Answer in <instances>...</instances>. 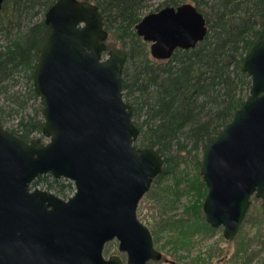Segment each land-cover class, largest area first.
I'll use <instances>...</instances> for the list:
<instances>
[{"label":"water","instance_id":"obj_1","mask_svg":"<svg viewBox=\"0 0 264 264\" xmlns=\"http://www.w3.org/2000/svg\"><path fill=\"white\" fill-rule=\"evenodd\" d=\"M4 0H0L2 10ZM33 81L42 104L43 135L25 140L0 123V264H124L104 256L117 239L128 264L159 262L138 206L163 171L153 146L138 147L140 130L123 94L127 53L108 50V31L89 0H57L46 12ZM137 34L157 60L192 49L207 33L206 17L191 3L145 15ZM248 98L204 151L207 222L233 241L253 204L264 214V38L244 55ZM69 179L63 199L31 188L41 175ZM167 261V259H165ZM172 263V262H170Z\"/></svg>","mask_w":264,"mask_h":264},{"label":"trees","instance_id":"obj_2","mask_svg":"<svg viewBox=\"0 0 264 264\" xmlns=\"http://www.w3.org/2000/svg\"><path fill=\"white\" fill-rule=\"evenodd\" d=\"M56 1L4 0L0 10V35L7 40L0 45V99L5 97L0 104V123L5 114L15 113L17 126L12 130L27 141L35 134L43 135L42 104L33 75L39 47L50 32L45 15ZM89 1L98 6L103 17L108 50L120 42L128 56L122 86L140 130L135 144L141 148L153 145L163 155V171L154 182L173 176L185 159L183 155L195 153L196 157L201 149L204 153L248 98L252 80L241 62L247 50L264 38V0H214L206 14L207 0H158L156 11L191 3L204 14L208 25L205 39L195 48L177 49L167 60L153 58L148 43L136 32L143 9L154 0ZM20 75L30 83V89L25 94L10 92L9 82ZM30 99L37 102L34 113H21ZM196 163L201 168V159L196 157ZM41 185L63 199L74 191L71 180L50 174L39 176L31 188ZM191 185L197 190L196 202L185 212L191 217L167 224L183 231L190 230L192 222L196 226L201 222L212 229L203 210L208 187L200 172ZM165 257L163 254L159 262H167Z\"/></svg>","mask_w":264,"mask_h":264},{"label":"rangeland","instance_id":"obj_3","mask_svg":"<svg viewBox=\"0 0 264 264\" xmlns=\"http://www.w3.org/2000/svg\"><path fill=\"white\" fill-rule=\"evenodd\" d=\"M207 2L208 4L204 5L205 14L209 13L211 7L215 5L214 0H207ZM159 3L158 0L150 1L142 14L145 16L155 12ZM6 42V38L0 35V45ZM116 46V48L123 49L120 42ZM148 48L150 50V43H148ZM8 87L10 92L25 94L30 89V83L20 75L10 81ZM4 98V96L1 97L0 104L5 101ZM34 106H37V102L30 99L27 106L20 112L27 111L32 115ZM15 117V113L12 116L5 114L2 124L10 129L16 128ZM34 136V138H42L43 141L48 140L41 134ZM203 155L201 149L196 157L203 161ZM183 157L185 159L180 163L177 173L154 182L138 206L139 219L149 227L156 249L162 252L167 259L165 263L151 261L149 264H264V214L259 210L261 200L255 197L233 241L224 237L223 226L208 229L201 222L199 226L192 222L190 230L181 231L178 226L169 227L167 223H172L183 216L191 217V213L185 214V212L188 207L194 205L197 198V190L192 188L191 181L198 172L201 173V168L197 167L195 153L185 154ZM37 188L46 189L43 185ZM74 192L75 187L69 197ZM204 201L205 199L203 204ZM118 247L117 239L110 241L105 246L104 256L109 258L118 255L123 259L124 264H128L126 253L119 251Z\"/></svg>","mask_w":264,"mask_h":264},{"label":"flooded vegetation","instance_id":"obj_4","mask_svg":"<svg viewBox=\"0 0 264 264\" xmlns=\"http://www.w3.org/2000/svg\"><path fill=\"white\" fill-rule=\"evenodd\" d=\"M42 139V138H41ZM46 142V141H45Z\"/></svg>","mask_w":264,"mask_h":264},{"label":"bare ground","instance_id":"obj_5","mask_svg":"<svg viewBox=\"0 0 264 264\" xmlns=\"http://www.w3.org/2000/svg\"><path fill=\"white\" fill-rule=\"evenodd\" d=\"M33 189V188H32Z\"/></svg>","mask_w":264,"mask_h":264}]
</instances>
